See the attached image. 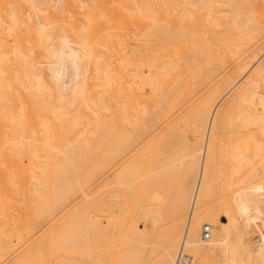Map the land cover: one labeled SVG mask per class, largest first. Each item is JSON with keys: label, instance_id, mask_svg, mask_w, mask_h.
I'll list each match as a JSON object with an SVG mask.
<instances>
[{"label": "bare ground", "instance_id": "6f19581e", "mask_svg": "<svg viewBox=\"0 0 264 264\" xmlns=\"http://www.w3.org/2000/svg\"><path fill=\"white\" fill-rule=\"evenodd\" d=\"M256 165L264 0H0V264H264Z\"/></svg>", "mask_w": 264, "mask_h": 264}, {"label": "rangeland", "instance_id": "374dc122", "mask_svg": "<svg viewBox=\"0 0 264 264\" xmlns=\"http://www.w3.org/2000/svg\"><path fill=\"white\" fill-rule=\"evenodd\" d=\"M140 120H141V119H140ZM233 120H234L235 123L237 122V121H235V119H233ZM142 121H144V120L142 119ZM137 122H138V121H137ZM144 122H145V121H144ZM144 122H141L142 124L140 123V125H143V126H144L145 123H147V125L149 124L148 122H145V123H144ZM168 122H169V121H168ZM168 122L165 121V123H164V122L161 120V123H160V121H159L160 125H162L163 123L167 125V124H169ZM173 122H175V121H170V124H172ZM228 122H229V123H228ZM232 122H233V121H232ZM232 122H231V121H227L228 124L231 123L230 125L233 126V125H232ZM234 122H233V124L235 125ZM138 123H139V122H138ZM143 123H144V124H143ZM153 123H154V122H153ZM156 123H158V122H156ZM237 123H241V122L238 121ZM237 123H236V126H235L236 128L238 127L237 125H239V124H237ZM151 124H152V123H151ZM176 124H178V123H176ZM176 124H175V125H176ZM225 124H226V123H225ZM228 124H227V125H228ZM136 125H139V124H136ZM149 125H150V124H149ZM149 125H148V127L145 125L148 129H150V130H148V132H149V131H153V130H154V128H153L154 125H153V127H151V125H150L151 128L149 127ZM166 125H165V126H166ZM227 125H226V126H227ZM240 125H241V124H240ZM226 126L223 127V129H225V131H222L223 129H221V131H222L221 134H222V135L220 134V136H219V140H220L219 143H220V144H218V145H220V146L218 147V149L221 147V150L219 149V150H220L219 153L222 151V152H221V156L218 157V163H222V166H223V164L226 165V164H227V161L229 162V160L231 159V158L228 159V157H227V153H228V152H229V153L231 152V150H230L229 148H232V147H229V148H228V145H229V146H233L232 143H231V145H230V142H231V141H234V140H235V142L238 141V139H237V140L235 139V138H236V137L234 136L235 134H234V135L232 134V132H233L235 129H234L233 131H230V129L233 128V127L230 126V128H229V127L227 126L228 129H229V130H228L227 128H225ZM138 127H139V126H138ZM156 127H157V126H156ZM159 127H160V126H159ZM166 127H167V126H166ZM240 127H241V129H242V128H243V125L240 126ZM240 127L238 128L237 132L235 131V133H236V135L238 136V138H239L240 136H242L243 138H242V137H240V138H242L243 141H244V140L246 141L245 136L247 135V130H246L247 128L244 126V128H246L245 131H244V134H242V135H238V134H240V133H243V132H241V131L239 130ZM139 128H140V127H139ZM144 128H145V127H144ZM152 128H153V129H152ZM162 128H163V126H161V128H159V129H161L160 131L163 130ZM244 128H243V129H244ZM137 129H138V128H137ZM137 129H136L135 132H137V131L139 130V129H138V130H137ZM157 129H158V128H155V130H157ZM243 129H242V130H243ZM176 130H177V129H176ZM231 130H232V129H231ZM139 131H140V130H139ZM139 131H138V132H139ZM141 131H142V129H141ZM141 131H140V132H141ZM157 131H158V130H157ZM160 131H158V132H160ZM238 131H239L240 133H238ZM138 132H137V133H138ZM140 132L138 133V134H139V138H140V140L137 139V141L139 140L138 142H137V141H134V142H137V144L134 143V145L136 146L135 148H137V149L139 148L137 145L142 146V145H140V144H143V143L145 142V140L142 141L143 143L141 142V140H143V137H140V135H141V136H143V135H142V132H141V133H140ZM143 132H145V131H143ZM148 132H147V134L145 133L144 136L147 135L146 137H149V138H150V137H152L153 134L155 135L154 132H150L149 134H148ZM223 132H224V133H223ZM137 133H136V135H137ZM233 133H234V132H233ZM245 133H246V134H245ZM156 134H158V133H156ZM177 134H178V132H177ZM148 135H149V136H148ZM179 135H180V132H179V134H178V139H179V138L181 139V136L179 137ZM146 137H144V138L147 139ZM149 138H148V139H149ZM233 138H234V140H233ZM240 138H239V139H240ZM135 139H136V138H135ZM242 139H241V141H242ZM146 141H147V140H146ZM139 142H140V143H139ZM235 142H233V144L236 145L237 142H236V143H235ZM238 142H240V140H239ZM138 143H139V144H138ZM241 144H242V143H241ZM241 144H238V145L242 146ZM134 145H132V146L134 147ZM238 145H236V146H237L238 148H240ZM243 145H244V144H243ZM132 146H131V148H132ZM226 147L229 149L228 151H227V148H226ZM131 148H130V149H131ZM135 148H134V150H135ZM234 148H235V147H234ZM234 148H232L233 151H234ZM131 150H132V149H131ZM134 150H133V151H134ZM224 150H226L227 152L224 151ZM223 151H224V153H223ZM127 152L132 153L131 151H127ZM125 153H126V152H124V157L127 158V156L129 155V153H128V155H125ZM229 153H228V156H229V157H232V156H233L232 153H230V154H229ZM126 154H127V153H126ZM230 155H231V156H230ZM234 155H235V154H234ZM217 156H219V154H217ZM221 160H222V161H221ZM220 161H221V162H220ZM216 162H217V157H216ZM223 162H224V163H223ZM230 162H231V160H230ZM232 162H234V164H236L235 159H234V156H233V161H232ZM232 162H231V163H232ZM246 163H247V162H245V164H246ZM250 163H251V164H250ZM250 163H249L250 165H253V164H254V163L252 164V162H250ZM228 164H229V167H230V168L227 167V166H226L227 168H226L225 166H223V168H221V169L223 170L224 167H225V168H226V171H225L226 173H227L230 169L232 170V168H233V164H230V163H228ZM247 165H248V164H247ZM254 165H255V164H254ZM254 165H253V167H254ZM216 166L219 167L220 164L217 165V163H216ZM231 166H232V168H231ZM234 166H235V165H234ZM243 166H244V165H243ZM245 167H246V166L242 167V169H246ZM250 167H252V166H250ZM253 167H252V168H253ZM219 168H220V167H219ZM228 168H229V170L227 171ZM247 168H249V167H247ZM252 168H250V169H252ZM216 169H217V167H216ZM221 169H217L218 171L220 170V172L217 171V172H216L217 174H215V176H216V177H215V179H216V180H215V183L218 182V183L216 184L218 194H217V192H215V191H216V188H215V191H214V192L216 193V194L214 195L215 198H217L216 195L218 196V195L220 194L219 192H220L221 190H222V191H225V192H223V193L221 192L220 195L222 196L224 193L226 194L227 191H228L227 193L230 194L231 190L233 191V188H236V187H237V186H236V187H232V184H233V186H235L234 183L237 182L238 180H237V181H234V180L232 179V178H233V174L229 171V172H230L229 175L231 176V174H232V177H231V179H229L230 177L228 176V178H226V179H227V180L229 179V181H226V180H225V181L228 183V182H230V181L233 180L234 183H232V184H230L231 182L229 183V184L231 185L232 189L230 188L229 185H228V187H229L228 189L224 188V187L227 185V183H226L225 181L223 182L222 178H224V177H222V178L220 177V175H222V173H223V175H224V171H222ZM234 169H235V167L233 168V171H232L233 173H235ZM260 169H261L260 166L256 165L255 168H254V170H253V173H254L255 171H257L256 173L258 174V176L264 175V174H261V173H262V169H261V170H260ZM224 170H225V169H224ZM246 170H247V169H246ZM246 170H245V171H246ZM248 170H249V169H248ZM248 170H247V171H248ZM229 172H228V173H229ZM239 172H240V171H239ZM239 172H238V174H239ZM242 172H243L242 174H244L243 177H244V179H245V176H246L245 174H246V173H244V170H243ZM218 173H219L220 175H218ZM248 173H250V172L248 171ZM248 173H247V175H248ZM108 174L110 175V177H112V173H111V171H109ZM236 174H237V173H236ZM238 174H237V175L234 174V178H235V176H237V178H238V177H239ZM217 175H218V176H217ZM226 176H227V175H226ZM241 176H242V175H240V178H241ZM247 177H249V176H246V179H245L246 181L249 180V178L247 179ZM235 179H236V178H235ZM239 180H240V179H239ZM242 180H243V179H242ZM242 180H241V181H242ZM245 180L242 181V182L244 183V185H245L246 183H248V182H245ZM259 180H260V179H258L257 181H259ZM241 181H240V182H241ZM260 181H261V180H260ZM222 182H223V183H222ZM240 182H237V183H240ZM224 183H226V185H225ZM223 185H224V187H223ZM238 185L241 186V184H238ZM216 186H215V187H216ZM240 186H239V187H240ZM245 186H246V185H245ZM221 188H223V189H221ZM237 188H238V187H237ZM240 188H241V189H234L232 195H229V197L233 196V197H232V198H233L232 201L234 200V202H235V199H236V196H237V191H239V190L241 191L242 188H243V186H241ZM218 189H219L220 191H218ZM235 190H237V191H235ZM235 192H236V193H235ZM228 194H227V195H228ZM234 194H235V196H234ZM238 194H240V193L238 192ZM220 195L218 196L217 199L220 198ZM238 196H239V195H238ZM238 196H237V197H238ZM224 198H225V197H224ZM224 198H223V197H222V199L220 198V199H221V200H220V204H222V205H224V200L227 201L226 199L228 198V196H227L226 199H224ZM217 199H214V200H217ZM228 199L231 201L230 198H228ZM232 201H231V202H232ZM216 202H217V201H216ZM227 203L229 204L230 202L227 201ZM220 218H221L222 220H226V217L223 216V215H221V214H220ZM254 221H255V220H254ZM250 225H252V226L249 228ZM250 225L247 227L248 230H247V228H246V230H247L249 233H246L247 231H245V233H244V235L246 234V235H245L246 237H247V235H248L247 238H249V241H250V242L252 241V243H255L256 239H257V241H258V239H259V240L261 239L259 242L264 241V224H261L260 222L256 221V222H254V223L252 222V224H250ZM252 227H253V229H252ZM251 229H252V230H251ZM256 233H257V234H256ZM250 234H251V235H250ZM249 235H250V236H249ZM252 236H253L254 238H253ZM250 239H251V240H250ZM252 239H254V240H252Z\"/></svg>", "mask_w": 264, "mask_h": 264}, {"label": "built area", "instance_id": "2783aa9c", "mask_svg": "<svg viewBox=\"0 0 264 264\" xmlns=\"http://www.w3.org/2000/svg\"><path fill=\"white\" fill-rule=\"evenodd\" d=\"M211 235V226L208 223H204L200 229V236L203 239L209 238ZM191 257L188 253H181L178 257L177 264H189Z\"/></svg>", "mask_w": 264, "mask_h": 264}]
</instances>
